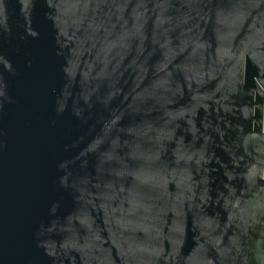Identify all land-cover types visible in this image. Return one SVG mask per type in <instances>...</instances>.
<instances>
[{"label":"water","instance_id":"obj_1","mask_svg":"<svg viewBox=\"0 0 264 264\" xmlns=\"http://www.w3.org/2000/svg\"><path fill=\"white\" fill-rule=\"evenodd\" d=\"M0 264H264V0H0Z\"/></svg>","mask_w":264,"mask_h":264}]
</instances>
